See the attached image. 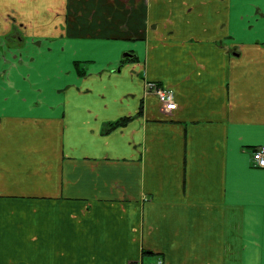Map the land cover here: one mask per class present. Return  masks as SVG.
<instances>
[{
	"label": "crops",
	"instance_id": "obj_1",
	"mask_svg": "<svg viewBox=\"0 0 264 264\" xmlns=\"http://www.w3.org/2000/svg\"><path fill=\"white\" fill-rule=\"evenodd\" d=\"M261 145L264 0H0V264H264Z\"/></svg>",
	"mask_w": 264,
	"mask_h": 264
},
{
	"label": "built area",
	"instance_id": "obj_2",
	"mask_svg": "<svg viewBox=\"0 0 264 264\" xmlns=\"http://www.w3.org/2000/svg\"><path fill=\"white\" fill-rule=\"evenodd\" d=\"M147 89L153 93L162 105V108L165 109L174 106V94L170 90L160 86L158 83L149 82L147 83ZM253 158L255 161V165L257 167L264 168V145L257 147L253 153ZM131 264H138V263H131ZM153 264H164V260L158 258L157 261Z\"/></svg>",
	"mask_w": 264,
	"mask_h": 264
},
{
	"label": "trees",
	"instance_id": "obj_3",
	"mask_svg": "<svg viewBox=\"0 0 264 264\" xmlns=\"http://www.w3.org/2000/svg\"><path fill=\"white\" fill-rule=\"evenodd\" d=\"M130 118H122L117 122L111 123L108 125V127L105 129V132H110L118 127L124 126L126 121L129 120Z\"/></svg>",
	"mask_w": 264,
	"mask_h": 264
},
{
	"label": "water",
	"instance_id": "obj_4",
	"mask_svg": "<svg viewBox=\"0 0 264 264\" xmlns=\"http://www.w3.org/2000/svg\"><path fill=\"white\" fill-rule=\"evenodd\" d=\"M124 56H132V55H130L129 53H126Z\"/></svg>",
	"mask_w": 264,
	"mask_h": 264
}]
</instances>
